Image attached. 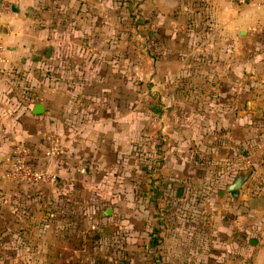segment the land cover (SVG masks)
Returning a JSON list of instances; mask_svg holds the SVG:
<instances>
[{"label":"crops","instance_id":"crops-1","mask_svg":"<svg viewBox=\"0 0 264 264\" xmlns=\"http://www.w3.org/2000/svg\"><path fill=\"white\" fill-rule=\"evenodd\" d=\"M81 1L0 0V39L6 57L0 68V171L13 146L24 144L31 147L38 165L57 174L54 183L0 182V264H49L47 255L52 250L45 230L47 213L54 209L58 212L66 204L78 205L76 192L95 193L94 219L108 216L104 213L110 208L103 211L102 206L115 198L108 195L105 180L98 177H106L115 155L126 148L127 84L112 66L110 11L107 17L104 12L99 18L96 10L84 9ZM262 3L187 0V58L194 56L193 36L206 33L200 40V54L214 55V60L208 66L200 64L204 69L200 79L214 80L219 95L203 109L201 125L213 130L230 129L227 135H218L215 145L221 142L232 154L238 153L245 142L239 135L246 122L240 111L250 124L254 116L251 113L259 110L260 96L252 86L264 77ZM194 21H198V28L192 26ZM55 45H86L94 53L91 59L69 60L73 65L92 64L93 78L78 96L47 72L53 60L61 57L59 60L68 61L55 55ZM233 79H247L249 86L239 88V84L230 82L223 87ZM36 104L42 105L39 113L35 112ZM208 137L205 135L204 140ZM50 138L63 147L62 155L54 161L44 158ZM238 160L232 158L231 162ZM224 189L217 190L222 201L215 203L210 198L201 212L204 220H200L198 239L187 243V263L181 264H264V188L256 196L247 194L245 187L220 195ZM152 191L148 187L147 193ZM104 231L99 228L95 240L105 237ZM72 235L67 236L73 239ZM125 239L132 238L127 235ZM154 239L150 230L135 250L129 244L123 249L129 255L136 250L144 255L146 244L151 246L149 242L154 244ZM161 248L167 254L169 247Z\"/></svg>","mask_w":264,"mask_h":264},{"label":"rangeland","instance_id":"rangeland-1","mask_svg":"<svg viewBox=\"0 0 264 264\" xmlns=\"http://www.w3.org/2000/svg\"><path fill=\"white\" fill-rule=\"evenodd\" d=\"M81 2L84 9L96 10L99 18L104 12L107 17L110 11L112 66L127 84L124 105L128 139L126 148L122 147L120 155H115V160L111 161L112 168L106 177H98L105 180L108 195L112 198L115 195L114 200H107L102 206L103 211L111 209L108 216L94 219L95 193L88 190L76 192L78 205L66 204L58 212L54 209L47 213L45 230L52 250L47 262L187 263V243L192 238L198 239L200 220H204L201 212L210 198L215 199V203L222 201L218 189L231 183L239 171L252 168L239 190L245 187L252 196L263 192L264 77L252 86L261 97L257 99L259 110L251 113L254 115L252 123L249 124L247 116L240 111L241 119L246 122L245 127L239 129V135L245 142L240 144L238 153L232 154L221 142L215 145L218 135H227L230 129L213 130L201 125L203 109L219 95L216 96L214 80L200 79V71L204 70L200 64L208 66L214 60V55L200 54V40L206 33L197 32L193 36L194 56L187 58V0ZM195 25L199 27L198 21L192 23ZM61 46L55 45L53 51L68 61L59 60L61 57L53 60L47 72L65 82L69 92L78 96L93 78L92 64L73 65L69 60L91 59L94 53L86 45ZM190 73L195 76L191 77ZM247 81L228 80L223 87L233 82L234 86L236 83L239 88H247ZM205 135L209 136L207 140H204ZM232 158L241 160L232 163ZM148 187L153 190L150 194ZM99 228L106 234L95 240ZM150 230L156 241L149 242L153 247L146 244L144 255L137 250L131 255L124 251L127 244L135 250ZM71 233L73 239L67 236ZM127 235L132 239L127 241ZM162 246L169 247L167 254L162 252Z\"/></svg>","mask_w":264,"mask_h":264},{"label":"built area","instance_id":"built-area-1","mask_svg":"<svg viewBox=\"0 0 264 264\" xmlns=\"http://www.w3.org/2000/svg\"><path fill=\"white\" fill-rule=\"evenodd\" d=\"M262 5L264 7V0ZM5 62V50L0 39V68L5 65ZM62 153L61 143L57 139L50 138L49 144L44 150V158L47 161H54ZM33 154L31 147L24 144H15L7 164L0 171V182L10 180L25 184L54 183L57 180V174L49 171L46 166L38 165Z\"/></svg>","mask_w":264,"mask_h":264},{"label":"water","instance_id":"water-1","mask_svg":"<svg viewBox=\"0 0 264 264\" xmlns=\"http://www.w3.org/2000/svg\"><path fill=\"white\" fill-rule=\"evenodd\" d=\"M42 111V105L41 104H36L35 105V112L39 113ZM252 172V168H247L245 170H241L237 173V175L235 176L234 180L231 183H228L225 187L224 190L220 191V195H223L225 192H234L239 190L243 183L247 180V178L249 177V175ZM111 212V209H108L104 215H109ZM119 264H124V262H120Z\"/></svg>","mask_w":264,"mask_h":264},{"label":"trees","instance_id":"trees-1","mask_svg":"<svg viewBox=\"0 0 264 264\" xmlns=\"http://www.w3.org/2000/svg\"><path fill=\"white\" fill-rule=\"evenodd\" d=\"M156 239H154V243H155Z\"/></svg>","mask_w":264,"mask_h":264}]
</instances>
